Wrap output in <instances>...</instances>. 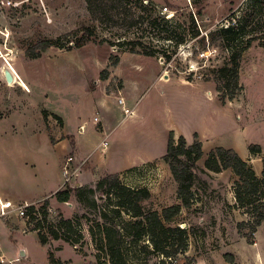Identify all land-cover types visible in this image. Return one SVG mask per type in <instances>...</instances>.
Listing matches in <instances>:
<instances>
[{
    "label": "rangeland",
    "instance_id": "rangeland-1",
    "mask_svg": "<svg viewBox=\"0 0 264 264\" xmlns=\"http://www.w3.org/2000/svg\"><path fill=\"white\" fill-rule=\"evenodd\" d=\"M248 5L250 0H121L119 14L94 19L84 0H0V113L9 112L0 120V179L8 176L6 183L14 186L13 175L28 174V166H23L28 159L41 160L52 153L46 136L40 133L41 110L63 116L73 129L84 125L85 133L102 125L100 116L94 115L93 98H98L101 91L108 95L122 91L120 74L130 83L137 81L136 90L143 96L136 107L137 115L114 130V137L125 136L121 151L126 157L158 152L162 128L170 122L183 130L194 125L202 128L206 149L218 145L239 151L252 143L264 150V52L257 41L241 61L243 93L239 92L235 98L238 101H231L229 106L221 107L208 99L203 103L199 99V104L198 92L168 79L200 81L215 90V70L227 63L229 53L214 33L218 26L228 25L231 13L241 15ZM86 28L93 30V36L75 49V39ZM45 41H54L57 47L42 52ZM177 41H181L178 47ZM37 54L39 58H31ZM4 70L23 80L30 89L28 94L20 88L26 89L24 85L12 86L16 81L7 84L2 78ZM95 90L87 95V91ZM127 92L132 90L127 88ZM117 119L119 122L120 117ZM47 123L49 131L60 125L52 117ZM90 135L98 142L106 138L105 134ZM204 159L196 163L192 206L182 208L167 223L191 232L188 251L175 264H264V224L253 239L248 228L238 234L237 224L247 217L234 207L232 187L236 177L231 170L209 173L204 169ZM249 164L260 173V160L252 159ZM119 178L126 186L149 190L150 198L142 202L147 210L160 212L179 204L177 185L163 160ZM46 201L47 223H56L60 216L72 219L88 215L72 197L64 204L40 201L32 221L29 217H13L24 222L28 231L43 219L41 207ZM41 232H47L46 226ZM83 234L81 247L62 241L42 246L37 236L29 233L17 234L10 244L0 230V244L8 258H18L13 264H50L49 252L61 264H96L86 226ZM19 246L24 249L18 252ZM143 264L160 263L157 257L149 256Z\"/></svg>",
    "mask_w": 264,
    "mask_h": 264
},
{
    "label": "trees",
    "instance_id": "trees-1",
    "mask_svg": "<svg viewBox=\"0 0 264 264\" xmlns=\"http://www.w3.org/2000/svg\"><path fill=\"white\" fill-rule=\"evenodd\" d=\"M90 16L96 19L102 15L119 14L121 0H84ZM152 24H156L153 21ZM80 38L75 39L73 47L79 49L90 41L94 32L83 30ZM197 34V33H196ZM228 50L227 63L215 70V90L222 105L233 101L243 91L240 85V63L244 52L253 42H258L264 51V0H250L241 15L233 12L229 16L228 25L218 26L214 33ZM181 44L177 41L175 45ZM57 47L54 41L42 43L40 51L49 47ZM146 55H152L148 53ZM40 55L31 58L37 59ZM117 61L114 63L116 64ZM103 80V79H102ZM44 121L48 114L42 112ZM52 117L61 124V119ZM249 155L260 158L262 170L257 176L251 165L241 159L233 150L216 147L211 149L204 160V169L212 173L231 170L236 177L233 182L234 207L247 217L246 221L237 224V232L248 228L250 239L264 222V153L260 146L250 145ZM202 146L195 141L187 145L182 136L175 138L169 132L166 153L161 158L167 164L170 174L177 185L176 196L179 204L163 208L160 212L143 208L142 202L150 198L145 187L132 188L122 183L124 173L137 170L129 169L121 175H105L93 187L65 186L54 194L57 203H67L72 197L84 206L88 215H76L72 219L61 216L56 223H47L45 205L41 207L43 219L35 223L34 228L38 242L45 246L50 241H62L70 246L81 247L84 243L83 228L94 250L96 264H143L149 256H155L160 264H175L179 256H184L189 247L191 232L180 226H169L167 223L176 217L182 208L189 209L193 204L192 187L197 179L196 163L202 158ZM34 205L26 209L27 217L34 220ZM29 224V223H27ZM46 226L44 234L41 229ZM50 264H61L49 252Z\"/></svg>",
    "mask_w": 264,
    "mask_h": 264
},
{
    "label": "crops",
    "instance_id": "crops-1",
    "mask_svg": "<svg viewBox=\"0 0 264 264\" xmlns=\"http://www.w3.org/2000/svg\"><path fill=\"white\" fill-rule=\"evenodd\" d=\"M249 50L250 48L244 53L242 59ZM119 61L120 60H118L117 64L119 63ZM121 65L122 62H120L117 68H121ZM120 76H122L124 82L122 91H118V93L112 92L108 95L106 93H103L99 89L101 91L100 96L96 99L93 98L94 107L96 108L94 115H99L100 119L102 120V125H98L97 127H95L93 132L85 133V126L82 124L73 129V127L68 125L63 116L47 111L45 109L41 110L40 113L43 126L41 128L40 133H43L46 136L48 144L50 145V148L52 150V153L48 155V158L52 154L54 155V157H50L49 162L48 158H44L41 160L28 159L27 162L23 164V166L25 167L28 166V174L25 177L17 176L16 178L13 175L11 180L15 183L14 186H10L6 183L7 180H10L8 176H1L0 199L2 201L11 202L13 205H19L26 202L30 205L36 206V204H38L42 200L49 199L51 202L52 200H55L54 194L65 187L63 176V164L64 160L70 153L74 157L76 163L79 164L80 173L79 178L77 179L79 185L93 187L95 183L105 175H121L129 169L139 168L146 164L161 160V158L166 153L169 132H173L175 138L182 136L185 139L187 145H191L195 141L200 142L203 152V156L200 160H203L204 157L206 158V153H208L211 149L221 147L216 145L210 147L209 149H206L201 135L202 128L198 126H190L188 129L183 130L182 128L177 127L175 123L170 122V124H167L162 128L163 138L161 142V147L158 152H148L135 158L126 157L124 152L121 151V144L125 136H120L117 134L114 137V130H116V127L118 125L123 124L125 121L137 115L138 110L136 107L139 100L143 96H141L142 94H140V92L136 90V88L139 89V83L137 81L130 83V80L128 78H126L122 74H120ZM2 78L4 77L2 76ZM13 78H15V76ZM157 78L161 80L158 76ZM106 79L107 77L104 78L103 81H105ZM168 79H175L177 80L178 84H180V86L190 87L196 92H198V94L200 95L199 98H197L198 103L199 99L201 103H203L204 100L206 101V99H208L217 102V104L219 103L221 107H225L229 106L230 104H233L234 101H238L237 99H234L232 103L230 102L225 105H222L216 95L215 90H210L208 85L204 82H187L182 80L181 78ZM14 81H16V83L12 84V86L20 87V85H24L26 89H23L22 87L20 88L24 90L23 92L28 94L30 89L27 84L23 82V80L15 78ZM127 88H129L130 91L132 90V92H127ZM97 90L87 91V95H91ZM241 93H243V91ZM198 94L196 95L197 97ZM119 98H122L123 105L118 103ZM123 109L132 111V114L127 116L124 115ZM43 111L47 112L48 118L52 117V115H55L61 119L62 123L59 125L58 128H50L49 131V125H47L48 118L47 121H44L42 116ZM8 114L9 112H4V114L0 113V120L6 119ZM119 117V122H117V118ZM13 132H15V130ZM89 133H93V136H96L95 134H105L106 138L105 140L102 139L98 142L95 140L94 137L92 139L91 135L88 137L87 135ZM108 140L109 142H107ZM250 145L257 144H247L245 150L240 149L239 151L235 148H222L233 150L241 159L247 161L248 163L252 159L260 160V158L258 157H252L249 155L248 147ZM261 150L264 153V150L262 148ZM83 166H85V169H82ZM217 174H221V172ZM256 174L257 176H260V173L256 172ZM13 216L18 217L16 212H11L7 217L0 218V230L2 231L3 235L8 239L10 244L12 243V241H14V238L17 234L29 233L36 235V232H32L30 230L26 231L25 223L17 222L15 217ZM7 219L10 220L6 221ZM263 224L264 222L257 230L261 229ZM23 249L24 248L19 246L18 252ZM21 253L23 252L21 251L19 254L21 255ZM21 256H24V253ZM16 261H18V258H8L5 255V252L0 244V264H13Z\"/></svg>",
    "mask_w": 264,
    "mask_h": 264
},
{
    "label": "built area",
    "instance_id": "built-area-1",
    "mask_svg": "<svg viewBox=\"0 0 264 264\" xmlns=\"http://www.w3.org/2000/svg\"><path fill=\"white\" fill-rule=\"evenodd\" d=\"M205 54V53H204ZM118 103L123 105L122 98L118 99ZM124 115H131L132 111L123 109ZM96 120V119H95ZM63 176H64V186L66 184H71L72 187H80L77 179L79 178V167L73 156H68L64 160L63 164ZM30 206L29 203H22L19 205H13L11 202L2 201L0 199V218L7 217L11 212H16L17 216L21 219H26V209Z\"/></svg>",
    "mask_w": 264,
    "mask_h": 264
},
{
    "label": "water",
    "instance_id": "water-1",
    "mask_svg": "<svg viewBox=\"0 0 264 264\" xmlns=\"http://www.w3.org/2000/svg\"><path fill=\"white\" fill-rule=\"evenodd\" d=\"M6 75H4L3 77H4V80L6 81V83L7 84H11V83H13V81H14V78H13V76H12V73H10V71H6V73H5ZM182 228V227H181ZM23 253H21V255H22Z\"/></svg>",
    "mask_w": 264,
    "mask_h": 264
},
{
    "label": "bare ground",
    "instance_id": "bare-ground-1",
    "mask_svg": "<svg viewBox=\"0 0 264 264\" xmlns=\"http://www.w3.org/2000/svg\"><path fill=\"white\" fill-rule=\"evenodd\" d=\"M6 71H7V70H4V71H3V76H4V75H6V74H5V73H6ZM11 84H12V83H11Z\"/></svg>",
    "mask_w": 264,
    "mask_h": 264
}]
</instances>
